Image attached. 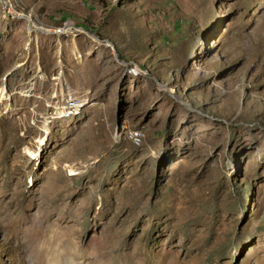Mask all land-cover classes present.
I'll return each mask as SVG.
<instances>
[{"label": "rangeland", "instance_id": "374dc122", "mask_svg": "<svg viewBox=\"0 0 264 264\" xmlns=\"http://www.w3.org/2000/svg\"><path fill=\"white\" fill-rule=\"evenodd\" d=\"M0 89V264H264V0H0Z\"/></svg>", "mask_w": 264, "mask_h": 264}, {"label": "bare ground", "instance_id": "6f19581e", "mask_svg": "<svg viewBox=\"0 0 264 264\" xmlns=\"http://www.w3.org/2000/svg\"><path fill=\"white\" fill-rule=\"evenodd\" d=\"M3 89H0V97L3 96ZM83 107V103L73 99L71 96L64 100L63 106H61L60 115L64 118L74 117L79 114V109ZM128 129V128H127ZM126 130V129H125ZM131 130V129H130ZM128 132V130H127ZM128 133H132V135L128 134L129 140H131L135 144H140L142 140V133L137 130H131ZM137 145V146H138Z\"/></svg>", "mask_w": 264, "mask_h": 264}, {"label": "built area", "instance_id": "2783aa9c", "mask_svg": "<svg viewBox=\"0 0 264 264\" xmlns=\"http://www.w3.org/2000/svg\"><path fill=\"white\" fill-rule=\"evenodd\" d=\"M129 135H132V133H128Z\"/></svg>", "mask_w": 264, "mask_h": 264}]
</instances>
